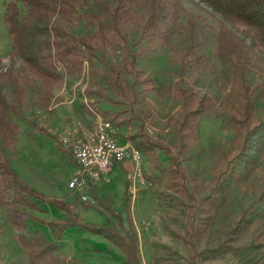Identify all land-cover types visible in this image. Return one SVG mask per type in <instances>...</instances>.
<instances>
[{"label":"trees","instance_id":"trees-1","mask_svg":"<svg viewBox=\"0 0 264 264\" xmlns=\"http://www.w3.org/2000/svg\"><path fill=\"white\" fill-rule=\"evenodd\" d=\"M186 4L215 19L211 44L205 36L200 41L202 32ZM4 7L10 46L8 66L0 68V207L28 264H83L60 254L64 238L83 230L114 245L122 254V264H140L129 206L130 177L123 190L124 216L98 202L111 220L96 226L79 218L78 208L93 207L77 189H70L75 192L73 201L48 198L28 188L12 167L19 132L16 119L50 137L22 116L30 91L35 90L36 106L46 109L63 78L84 73L94 87L85 93L92 99L94 113L117 129L138 124L137 134L123 140L143 158L157 161L154 172L143 173L146 182L153 186L165 181L187 202L183 234L173 235L188 250L186 264H264V0H8ZM130 25L138 26L139 39L128 45ZM174 40L182 44L169 64L177 67L178 80L161 88L180 108L174 124L176 154L171 157L166 147L151 139L135 109L155 90V81L137 69L139 56L153 47L168 50ZM209 54L222 67L227 92L219 116L231 135L214 145L217 161L209 184L200 188L196 198V173H187L182 162L193 159L188 152L216 105L185 87L183 78L200 74ZM252 75L255 84L249 81ZM102 104L107 109L101 110ZM157 151L165 153L164 166ZM64 153L77 167L71 152ZM247 192L250 198L245 204L235 211L229 208L233 196L241 194L242 202ZM49 212L60 217L46 221L35 215ZM218 234L223 239L216 245L200 248Z\"/></svg>","mask_w":264,"mask_h":264},{"label":"rangeland","instance_id":"rangeland-1","mask_svg":"<svg viewBox=\"0 0 264 264\" xmlns=\"http://www.w3.org/2000/svg\"><path fill=\"white\" fill-rule=\"evenodd\" d=\"M7 1L0 0L1 70L8 66L6 55L10 46L4 26V5ZM185 9L193 20L195 19L198 29L202 32L199 35L200 41L201 37L205 36L207 44H211V32L216 28L215 19L195 6L186 4ZM180 24L184 26V20L181 19ZM128 27L130 28L127 44H135L139 39L138 26ZM177 42L174 40L168 50L161 51L158 47H153L151 50L143 51L144 53L139 56L137 62V69L142 72L143 76L155 81V90L139 100L135 112L144 122L151 139L166 147L171 157L176 154L174 124L180 108L174 105L170 98L163 95L161 88H170L178 80L175 72L177 67L174 66L173 69L169 65L174 58L173 53L182 47V44ZM207 56V63L200 74L186 75L183 78L185 87H188L194 94L212 99L216 105L214 112L202 121L198 142L188 152L193 155V159L182 162L187 173L191 171L196 173V183L199 187V190H194L196 198H199L200 188L209 184L212 169L217 161L214 145H219L231 135L219 116L220 101L227 92L222 67L211 54ZM249 81L255 84L256 76H250ZM93 89L85 73L74 79L65 77L61 86L53 91V99L46 109L36 106L33 97L35 90L30 91L27 108L22 116L24 120L44 129L50 137L38 133L21 119L15 120L19 132L16 157L11 163L19 179L28 188L51 199L74 200L75 192L70 190L68 185L77 167L67 159L64 153V151L70 152L69 147L61 146L60 142L63 139H71L72 131L88 135L94 129L95 121L104 120L101 115L94 113V108L90 105L92 99L85 96L86 92H91ZM7 92L8 89L3 90L4 95H7ZM108 95L112 97L110 93ZM105 109L107 106L102 104L101 110ZM137 125L131 123L127 128H116L119 140L129 135H136ZM84 127H89L88 133ZM157 156L159 164L164 166L166 164L165 153L157 151ZM156 162L151 157H142V174L154 172L152 165ZM132 172L133 165L130 162L115 163L100 181L88 183L84 191L78 190L83 200L93 207V210L77 209L81 221L89 225L100 226L111 220L106 215L104 207L98 202L108 204L107 206H110L112 210L124 216V184ZM256 186L254 185L255 190ZM130 195L129 206L138 239L140 264H186L188 250L173 235L183 234L187 221V202L169 190L165 181L153 186L146 182L143 187H132ZM240 195L233 196L230 201L229 208L233 211L240 203L245 204L250 198L247 192L241 202ZM35 215L46 221L58 220L60 217V214L51 212L45 215L35 213ZM14 238V233L7 221L6 211L0 207V264H28ZM222 239L221 234L215 235L200 248L216 245ZM61 245L60 254L62 256L68 259L73 258L83 264H122V254L114 245L102 236L86 230L64 238Z\"/></svg>","mask_w":264,"mask_h":264},{"label":"built area","instance_id":"built-area-1","mask_svg":"<svg viewBox=\"0 0 264 264\" xmlns=\"http://www.w3.org/2000/svg\"><path fill=\"white\" fill-rule=\"evenodd\" d=\"M119 139L116 128L106 120L98 121L88 135L72 131L71 139H63L61 141L63 146L69 147L77 163L69 188L84 191L88 183L103 178L113 164L123 162H130L133 165L130 193L132 187H143L146 180L141 169L142 155L129 141L120 142Z\"/></svg>","mask_w":264,"mask_h":264},{"label":"crops","instance_id":"crops-1","mask_svg":"<svg viewBox=\"0 0 264 264\" xmlns=\"http://www.w3.org/2000/svg\"><path fill=\"white\" fill-rule=\"evenodd\" d=\"M88 123V122H87ZM97 124V121H95V123H94V127H95V125ZM85 128V129H84ZM83 129L87 132V131H89V127H84ZM83 131V130H82ZM88 133V132H87ZM81 134H83V133H81ZM72 135V134H71ZM118 164H120V163H118ZM132 164V163H131Z\"/></svg>","mask_w":264,"mask_h":264}]
</instances>
